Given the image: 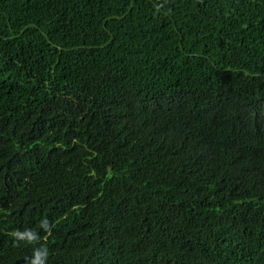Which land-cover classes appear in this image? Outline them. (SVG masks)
Here are the masks:
<instances>
[{"label": "trees", "instance_id": "1", "mask_svg": "<svg viewBox=\"0 0 264 264\" xmlns=\"http://www.w3.org/2000/svg\"><path fill=\"white\" fill-rule=\"evenodd\" d=\"M0 264H264V0H0Z\"/></svg>", "mask_w": 264, "mask_h": 264}]
</instances>
